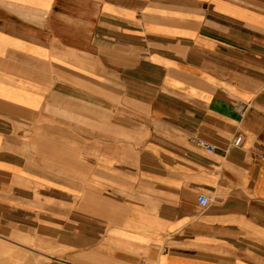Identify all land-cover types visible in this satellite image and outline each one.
Instances as JSON below:
<instances>
[{
    "label": "crops",
    "instance_id": "1",
    "mask_svg": "<svg viewBox=\"0 0 264 264\" xmlns=\"http://www.w3.org/2000/svg\"><path fill=\"white\" fill-rule=\"evenodd\" d=\"M0 264H264V0H0Z\"/></svg>",
    "mask_w": 264,
    "mask_h": 264
},
{
    "label": "built area",
    "instance_id": "2",
    "mask_svg": "<svg viewBox=\"0 0 264 264\" xmlns=\"http://www.w3.org/2000/svg\"><path fill=\"white\" fill-rule=\"evenodd\" d=\"M196 140H197V142L199 144L203 145L204 147H206L208 149H214L215 148V146L213 144H211L210 142L206 141L203 138H196ZM240 140H241V136L238 135L236 137V139H235V142L236 143H239ZM197 199H198V203L200 205H202V206H205L206 204H208V202L210 200V198L206 194H204V193H199Z\"/></svg>",
    "mask_w": 264,
    "mask_h": 264
}]
</instances>
